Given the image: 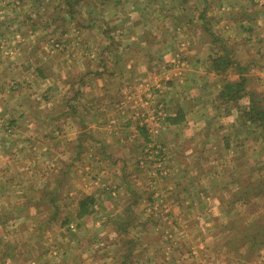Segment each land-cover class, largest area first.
I'll return each instance as SVG.
<instances>
[{"label": "crops", "instance_id": "crops-1", "mask_svg": "<svg viewBox=\"0 0 264 264\" xmlns=\"http://www.w3.org/2000/svg\"><path fill=\"white\" fill-rule=\"evenodd\" d=\"M114 1L116 3L113 5L109 4L111 0H94L90 6L87 0L81 3L74 13L78 14L79 10L89 16L84 29V24L80 22L82 19L68 15L72 19L68 24L76 26L74 32L78 36L72 39L65 34L61 54L63 61L59 64L65 76L57 73L56 77L62 78L58 87L49 88L45 94L48 96L45 105L50 107L51 101H47L51 99L50 93L56 92L66 98L73 95L74 86L79 87L80 91L85 86V91L81 92L85 99L76 109L78 112L88 109L85 113L87 119L94 120V173L106 175L111 171L105 165L112 155L109 153L110 141L122 146L126 140L131 141L130 131L136 128L132 137L136 146L140 142L139 133L148 132L150 141L163 146L167 152L171 172L176 176L180 172L187 176L194 168L190 158L201 157L204 151L214 156V160L207 161L205 172L202 171L205 175L199 173L208 183L216 182L221 174H251L252 168L247 170V166L240 161L242 157L237 144L242 141V136L244 140L264 143V128L261 129L244 115L253 105L251 98L264 109V6L256 8L246 1L227 6V10L234 12V19H226L228 22L222 20L218 25L219 20H213L215 24L211 26L214 11L210 0ZM6 2L8 4L0 6V13L4 11L3 16L9 18L10 26L17 29L26 27L29 30L28 38H32L37 30V20L33 15L21 20L15 7H11L13 4L9 0ZM35 6V13L58 8L46 4ZM60 8L66 11L65 7ZM119 9L124 10L123 15L119 14ZM13 14L16 15L9 16ZM105 15H110L111 19L108 20ZM79 29L88 35L81 36ZM16 48L11 47L12 55ZM31 56L27 52L15 56L16 65L12 68L14 77L19 76L20 70L24 76L30 73L27 65ZM19 60L22 61L21 68ZM41 71L45 70L41 67ZM37 75L44 76L42 72ZM242 77L245 80L242 98L234 101L226 96L225 88L229 83L241 82ZM62 83L65 85L62 86ZM166 85L170 86L175 100L168 106L161 123L156 124L147 112V97L144 98L142 86H157L165 91L163 86ZM0 94H7L6 83L1 79ZM32 98L34 96L28 94L21 99L12 100L11 97L8 102L0 101V112H7L11 117L7 122L6 116H0V123L6 124V129L13 126L18 128L23 138H16L17 133H14V137L24 143V147H30L22 149L25 157L33 160V156L39 159L48 154L50 158L51 150L46 142L48 138L42 139L44 146L37 140V146L33 148L34 145L29 146V142L36 138L29 134L33 132L37 136L43 126L58 123L78 125L80 128L81 121L77 122V114L67 106L68 98L52 105L46 116L41 110L43 120L36 119ZM17 113H20L19 118L16 117ZM113 125L119 127L114 137L110 129ZM156 126L160 129L154 131ZM89 136L92 134L84 136L81 130L75 135V140ZM141 139L145 140L144 137ZM62 141L55 139L54 145L59 144L62 148ZM71 145L68 143L64 149L66 154H72L69 158L71 163L63 162L55 173L44 163L45 157L35 168L34 162L17 164L16 156H0V175H12L8 182L0 179V264H67V260L71 263L72 259L76 263L78 258L74 254L83 247L80 236L77 238L75 235L89 232L88 221H93V214L96 217L93 227H103L105 230L94 232V238H97L94 243L84 238L81 241H85V247H90L94 252V264H105V260L108 264H124L130 257L133 249L128 246V232H124V228L133 227V222L122 224L121 220L127 221L126 214L129 213V208L125 207L127 201L120 197L110 200L104 190L107 189L104 180L107 176H99H103V182L96 181L98 177L94 176V183L76 188L79 195L76 202L63 201L69 196L74 197L67 186L75 182L71 181V176L77 174L73 170V160L79 153L75 155ZM119 157L125 162L123 155ZM197 160L201 162L200 158ZM102 165L101 173L96 172ZM243 167H246L245 171ZM34 168L42 174L46 172L48 176L51 170L53 179L62 175V186L44 177L37 183L29 180V172ZM16 175L25 176L20 184L13 178ZM25 182L27 186H23ZM243 182L247 180L240 181L239 187ZM87 190L92 193H87ZM63 191L66 196L61 198ZM112 195L115 196L116 191ZM7 201L13 208H7ZM115 201L118 202L116 206ZM20 216L27 217L32 225L28 229L32 232L25 229L20 233L7 232L8 224L20 220Z\"/></svg>", "mask_w": 264, "mask_h": 264}, {"label": "rangeland", "instance_id": "rangeland-1", "mask_svg": "<svg viewBox=\"0 0 264 264\" xmlns=\"http://www.w3.org/2000/svg\"><path fill=\"white\" fill-rule=\"evenodd\" d=\"M6 1L0 0V6L8 4ZM84 1L81 0L80 3L70 8L66 7L64 0H9L10 4H13L11 7H15L17 15H21V20L31 15L37 20L35 22L37 30L32 38H28L29 30H26V27L17 29L15 26H10L9 18L3 16L4 11L0 13V79L6 83L7 87V94L5 96L0 94V101L8 102L11 97L12 100H16L26 97L28 94L33 95L34 98L31 100L36 107V112L33 115L36 119L43 120L41 110L46 116L51 111L49 108L52 105H57L58 102L68 98L67 106L77 114V122L81 121L80 128L78 125L58 123L43 126L37 132V136L33 132L29 134L36 138L29 142V146L34 145L33 148H36L37 140L44 146L42 139L48 138L46 142L51 150L50 158L47 154L39 159L37 156L35 158L33 156V160L25 157L22 152L23 148L30 147H24L25 144L16 139L23 138L20 136L18 128L13 126L14 128L6 129L7 125L0 123V156H16L17 164L25 161L30 164L34 162V166H32L35 168L42 163L45 157L44 163L55 173L63 166V162L71 163L69 158L72 154L70 155V152L66 154L64 149L68 143H72L73 153L75 155L79 153L76 160H73V170L77 174L73 176L70 174L71 181L75 182L67 187L76 199L69 196L63 201L72 203L71 200H74L76 202L79 200L76 188L85 186L87 183H94V176L98 177L96 181L101 182H103L102 177L107 176V178L104 177L105 188H107L104 190L105 193H108L110 200L120 197L119 199L127 201L125 207L129 208V213L126 214L128 215L127 221L121 220L122 224L133 222V227L124 228V232H128V246L134 250L124 264H264V143L261 141L254 143L252 139L244 140L242 136V141L237 144L239 146L237 150L242 157L240 161L244 166H247V170L252 168V173L221 174L216 182L209 181L208 183L205 178H201L199 173L205 172V167L208 168L207 161L214 160V156L209 151L202 152L201 157L190 158L194 168L187 176L182 172L176 176L174 172H171L167 152L164 151L163 146L150 141L148 132L139 133L140 142L136 146V142L132 138L137 130L135 128L134 131H130L131 141L126 140L124 145L121 146V143L110 141L109 153L112 155L107 158L108 163L105 165L109 166L111 171L106 175L98 174L94 173V120L87 119L85 113L88 112V109H80V112L76 109L85 99L81 93L83 90L85 91V86L81 91L79 87L74 86L73 95H67L66 98L62 97V94L60 97V94L56 92L50 93L51 99L47 100L51 101L50 107L45 105V98L48 97L45 94L49 92V88L58 87V83L62 79L57 78L56 74L61 73L62 77L65 76L64 69H59V64L63 61L61 54L64 51L65 34L72 39L78 36L74 32L76 26L68 24L72 20L68 15L82 19L80 22L84 24L83 29L86 27L85 21L89 16L79 10H77L78 14L74 13V10ZM241 1H246L248 4L253 3L256 8L264 6V0H254L253 2L249 0H210L209 4L214 11L210 25L213 26L214 21L219 20L218 25L222 20L228 22L226 19H234V12L227 10V6L237 5ZM111 2L110 5L116 3L114 0ZM87 3L90 6V4H94V0H87ZM35 4H46L58 8L43 11L44 13H35ZM60 7H65L66 11L63 12ZM118 12L120 15L124 14L123 9H119ZM14 15L16 14L9 16ZM105 16L108 20L111 19L110 15ZM78 31L81 36L88 35L81 29ZM92 33L94 34L93 31ZM11 47L16 48L12 51L13 55L10 53ZM26 52L32 55L27 65L30 73H26L24 76L20 70L19 76L14 77L12 68L16 65L15 56L26 54ZM44 61L45 63H43ZM18 65L21 68V60L18 61ZM41 67L45 71H41ZM41 72L44 76L37 75ZM64 85L62 83V86ZM163 87H165V91L157 86H142L144 98L147 97L146 107L149 108L147 112L151 115V120L154 118L156 124L161 123L168 106H171L172 101L175 100L170 86ZM92 104L94 106V102ZM0 114V116H6L5 120L9 122L11 117L7 112L1 111ZM16 117L19 118L20 113H17ZM241 124L240 122V127ZM102 129L103 127H101ZM110 129L113 130V137L116 135V131H119L118 125H113ZM157 129L160 127L156 126L154 131ZM237 129L242 130L239 127ZM81 130L84 136L90 133L92 136L87 139H82V137L75 140V135ZM14 133H17L18 137L15 138ZM2 134L6 135V138ZM141 137H144L145 140ZM55 139L63 140L62 148L59 144L54 145ZM209 147L213 149L210 144ZM121 155L126 158L125 162L119 157ZM198 158L201 159V162L197 160ZM35 168L29 172L31 176L29 180L37 183L44 177L45 180L51 179L52 182L54 180L55 184L62 186V175L53 179L51 170L48 176L46 172L42 174L43 172L36 171ZM101 170H103V165L96 172ZM245 170L246 167H243V171ZM202 174L205 175V173ZM100 175L103 176L99 177ZM11 176L10 173L8 175L4 173L0 175V179L8 182L12 179ZM23 177L25 176L16 175L13 178L20 184ZM83 180H85L84 184ZM238 180L239 182L247 180V182H243L239 187ZM27 184L25 182L23 186H27ZM115 191L116 195L114 196L112 193ZM86 192L92 193L89 190ZM60 194L61 198L66 196L64 191ZM117 203L115 201V206ZM7 204L8 209L13 208L8 201ZM94 219L96 217L93 214V221H88L90 222L89 232L76 233L75 237L79 238L80 236L79 241L82 243L83 249L76 252V255L74 254L78 258L76 263L72 259L71 263L67 260V264H94V252L90 247H85V241L94 243V240L97 239L94 238V232L105 230L103 227L94 228ZM31 227L27 217L20 216V220L8 224L7 232L20 233L24 232V229L27 232H32L31 229H28ZM81 238H84L85 241H81ZM105 264H108L106 260Z\"/></svg>", "mask_w": 264, "mask_h": 264}, {"label": "trees", "instance_id": "trees-1", "mask_svg": "<svg viewBox=\"0 0 264 264\" xmlns=\"http://www.w3.org/2000/svg\"><path fill=\"white\" fill-rule=\"evenodd\" d=\"M81 0H64L66 7H73L74 5L80 3ZM244 78H241V82L238 83H229L226 85L225 94L228 98L234 99V101H238L242 98L243 86H244ZM254 97V95H253ZM252 107L250 111L245 112V117L251 122L255 123L261 129L264 128V109L260 104L254 101L251 98ZM88 204V203H87ZM92 204V202H89Z\"/></svg>", "mask_w": 264, "mask_h": 264}]
</instances>
